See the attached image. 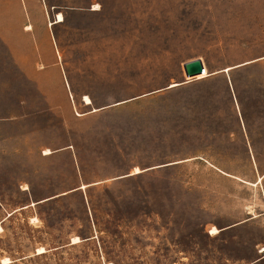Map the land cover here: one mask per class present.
<instances>
[{"label":"rangeland","instance_id":"374dc122","mask_svg":"<svg viewBox=\"0 0 264 264\" xmlns=\"http://www.w3.org/2000/svg\"><path fill=\"white\" fill-rule=\"evenodd\" d=\"M38 8L72 95L0 33V264H264V0Z\"/></svg>","mask_w":264,"mask_h":264},{"label":"crops","instance_id":"0c3cea01","mask_svg":"<svg viewBox=\"0 0 264 264\" xmlns=\"http://www.w3.org/2000/svg\"><path fill=\"white\" fill-rule=\"evenodd\" d=\"M1 3L3 7L5 6L4 12L10 16L9 18H11L14 11L17 16L16 25L11 27L9 24L8 26L0 27V33L6 40L14 60L27 75V78L37 82L40 87L50 89L59 86L63 95L68 93L72 95L64 68L56 57L57 47L53 37V27H50L49 21L47 23L43 14H37L38 7L41 5H43L47 13V0H29L33 12H26L23 0H1ZM11 5L15 7V10H12L13 12L8 9ZM53 7L56 8L58 6L50 5V9ZM55 13L52 16L53 20L55 19ZM9 18L10 22L11 19ZM23 21L25 24L22 27ZM26 24H30L31 28L25 29ZM56 24L59 23H54L53 25ZM17 37H23L26 41L24 48L14 41ZM37 62H42L40 72L36 70ZM46 91L49 90L46 89Z\"/></svg>","mask_w":264,"mask_h":264},{"label":"bare ground","instance_id":"6f19581e","mask_svg":"<svg viewBox=\"0 0 264 264\" xmlns=\"http://www.w3.org/2000/svg\"><path fill=\"white\" fill-rule=\"evenodd\" d=\"M98 8H99V4L96 3V4L94 5V8H93V9H98ZM55 18H56V19H55V21H53V23H59V22H62V21L65 20V16H64V14L61 13V12H59V13L55 16ZM27 28L30 29V28H31V25L28 24ZM248 62H250V61H246V62H244V63H248ZM176 84H177L176 81H174V82L171 83L172 86H174V85H176ZM83 100H85L86 104H92V103H93L92 98H91L88 94H85ZM94 109L96 110V108H94ZM50 151H51L50 149L47 150V152H50ZM135 171H136V172H139L140 169L138 168V169H136ZM262 177H263V176L260 175V177H259L258 180H261ZM0 229H2V225H0ZM211 232H212V233H216V232H218V228H217L216 226H213ZM79 241H81V237H80L79 235H75V236L73 237V243H77V242H79ZM46 250H47V249H46L44 246H40V247L38 248V253L44 252V251H46ZM10 262H12V259H11L10 257L5 256V257L2 258V263H3V264H8V263H10Z\"/></svg>","mask_w":264,"mask_h":264},{"label":"water","instance_id":"95a60500","mask_svg":"<svg viewBox=\"0 0 264 264\" xmlns=\"http://www.w3.org/2000/svg\"><path fill=\"white\" fill-rule=\"evenodd\" d=\"M233 66L236 67L235 65H233ZM237 66H239V65H237ZM234 67H232V68H234ZM184 70L186 73V77H188V78L184 79L180 83L188 82L191 78H194L197 75L204 73L205 63L203 62V60L201 58L194 57L193 59L184 63ZM217 72H219V71L218 70L217 71H209V75L217 73ZM47 199H49V198H46L45 200H47ZM233 225H229L228 227L233 226Z\"/></svg>","mask_w":264,"mask_h":264}]
</instances>
